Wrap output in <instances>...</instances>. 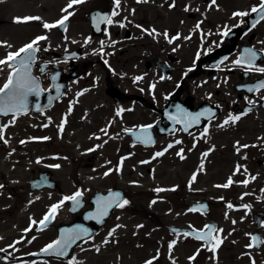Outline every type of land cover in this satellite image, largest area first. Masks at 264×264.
<instances>
[{
  "label": "flooded vegetation",
  "instance_id": "obj_1",
  "mask_svg": "<svg viewBox=\"0 0 264 264\" xmlns=\"http://www.w3.org/2000/svg\"><path fill=\"white\" fill-rule=\"evenodd\" d=\"M260 3L261 0H216L214 5L211 4V0H147V2L129 0L133 11L141 17L138 19L129 17L128 24L125 23L121 29H115L109 45L132 51L137 48L142 54L134 56L131 54L126 69L118 68L105 73L104 102L99 101L100 108L97 103L89 102L84 104L83 108L88 114H98L101 111L107 116L106 123L94 121V124H106L109 128L107 135L115 139L109 140L106 144L110 150L113 149L110 154L102 152L96 157L101 163V171L108 169L109 163H115L114 169L108 179H99V183L93 189L81 188L79 181L72 180V184H68L61 178H56L54 156L49 155L47 151L56 147L64 148L71 142L70 117L66 118V115L69 110H73L74 101L81 93L76 92L75 85L82 80L86 70V64L82 62L85 46L63 48V51L70 54L65 60L55 58L53 51L46 52L49 60L45 59V55L37 54L33 72L48 81V85L39 93L41 97H45L51 90L53 82L50 76L55 70L67 78H60L59 73L53 75L56 84H64V89L61 97L54 100L49 108L41 109L43 103L36 102L35 110L22 111L1 118L0 128L3 129L4 140L0 141V185H3L0 190H8V194L13 195L17 193V187H21V190L25 188L29 193L60 194L62 191L64 210L62 217L57 210L51 224L41 230H37V226L52 206L46 208L41 216L35 217L33 232L43 233L44 239L41 243L33 239L38 247L24 252L23 242L33 240L22 235V210L19 209L17 202L0 205V263L23 264V261L30 260L62 263L63 261L49 257H28L27 254L39 251L52 242L58 226L82 221L83 213L89 208L91 196L98 191L111 189L121 191L123 200H127L128 204L123 208L115 207L102 229L88 241L79 242L73 249V255L83 244L102 237L104 243L107 241L102 253H114L118 256V252H121L127 258H131L130 249L133 248V244L128 230L131 221L127 219L134 214V210L127 188L132 184L128 180L119 182V163L126 164L124 176L128 177L132 174L130 164L156 162L161 156L157 157L155 154L158 152L166 154V148L170 150L169 155L172 154L173 147L169 148L168 145H174V142L165 139L180 137L183 133L177 128L170 135L162 134L168 123L163 119L161 110L168 106L169 110L195 112L201 109L204 115H213L207 122H204L202 117V124L189 134V136L194 134L195 159L197 163L213 164L219 160L232 165L230 178L234 181L224 188L226 198L219 206L241 213V219L245 223L244 239L246 238L247 245L260 255V262L264 264V158L255 160L257 171L250 166V154L254 152L256 146L262 144L248 141L244 135L248 132L253 133L255 138L262 136L261 148L264 150V88L259 87L261 82H264V72L259 71L264 69V19H261L260 12L251 11L253 7L258 8ZM185 8L188 11H185ZM236 12L248 15L234 16ZM151 14L152 20L162 22L159 32L155 22L149 19ZM10 23L13 25L11 21ZM7 25L5 19L0 20V28ZM18 25L21 26V23ZM32 25L36 26L37 23ZM153 30L160 35L154 38L149 34ZM15 32L17 33L16 30ZM165 32L169 38L179 35V39L173 40L170 44L163 35ZM225 32L227 35H222ZM107 33L106 30L97 39L104 40ZM34 37L27 43L32 42ZM122 42L130 44L124 47ZM0 46L5 50L4 44ZM248 50L256 53L251 70L247 66ZM152 51L159 54L151 56ZM157 60H160L159 65L155 64ZM237 60L244 62L237 65ZM102 65L104 66V61ZM41 68L44 69L43 72ZM164 73L166 78L162 79ZM152 76L161 84L159 91H153L151 88ZM249 88L253 91H248ZM34 98L33 95L30 97L31 100ZM118 111L119 116L116 115ZM230 114L239 116L240 119L221 127ZM140 127L147 128L138 135L141 141L146 142H133L129 131ZM97 138L100 139L98 146L104 145L103 135ZM152 138L155 140L154 144L147 146L145 143ZM22 141L24 143H21ZM245 145L247 147H243ZM13 152L17 154L11 156ZM204 153L208 155L204 156ZM92 158L88 157L84 166L91 165ZM19 169L27 170L30 175L25 185L17 183L16 172ZM245 180L248 181L246 185L243 183ZM77 191L81 193L78 203L64 200ZM201 200L206 201V212H190L197 218L196 223L204 218V223L194 226L197 229H202L206 223L213 222L211 220H214L213 214L216 210L214 199L195 198L194 202ZM189 203H186V207ZM228 204L233 207L229 208ZM215 222V229L218 230V223ZM165 226L163 223L162 227ZM119 227L128 230V233L119 236ZM216 234L217 232H214L213 236ZM254 235H257L258 240H253ZM198 243L202 244L200 241ZM211 252L204 249L203 255Z\"/></svg>",
  "mask_w": 264,
  "mask_h": 264
},
{
  "label": "rangeland",
  "instance_id": "obj_2",
  "mask_svg": "<svg viewBox=\"0 0 264 264\" xmlns=\"http://www.w3.org/2000/svg\"><path fill=\"white\" fill-rule=\"evenodd\" d=\"M113 1L108 0L109 7L118 12V15H115L113 22L107 26L106 38L104 40L94 38L88 43L91 34L87 14L92 9L100 8L102 6L101 0H85L84 3L68 9L72 15L68 18L70 24L66 27L63 35H60L56 28L45 29L43 24L56 23L64 15H67L68 13L63 12L62 9L66 8L69 0H0V18L5 19L8 24L0 28V44H5V50L0 46V59H5L10 52L18 51L34 36L33 40L39 36L47 37L38 44L40 55H45L47 51L59 52L65 47L85 46L82 61L87 62V68L82 80L78 85H75L76 92L81 93L74 101L75 109L73 107V110H69L66 115V118L70 117L69 140L71 142L70 144L68 142L64 148L47 149L48 154L54 156L53 166L56 178L59 177L68 184H72V180L79 181V186L83 189H93L99 183V179H108L115 166V163H109L108 169L100 170L101 163L96 157L102 152L110 154L113 149L110 150L106 144L109 140L114 141L115 139L113 136L107 135L109 128L106 124H94V121L106 123L107 116H104L101 111L98 114L94 113L96 115L88 114L83 109L85 108L84 104L88 102L90 104L97 103L100 108L99 101L104 102L105 73L118 68L126 69L130 63L131 54L132 56L142 54L140 50L137 51V48L132 51L109 45L115 29L123 28L120 26L121 24H128L127 19L129 17L136 19L141 17L133 11L129 0H120L119 8L112 4ZM152 16V14L149 16L150 21H154ZM24 17H39L40 19L30 20L19 26L15 22L16 19ZM159 21H154L157 32L162 26V22ZM34 23L37 25H32ZM122 43L124 47L130 44V42ZM156 54L159 52L152 51L151 56ZM47 55L45 59L49 60ZM102 61H104V66ZM3 69L2 73L5 77L10 69L7 66ZM157 80L152 76L151 88L153 91L160 90L161 84ZM1 82L2 78H0V87ZM90 104L89 107H91ZM102 129H106L107 133L105 134ZM100 135H103L104 145L102 146H98L100 139L97 136ZM244 135L246 140L263 145L262 136L255 138L253 133L248 132H245ZM165 140L174 142L172 154L169 155L170 150L166 148V154L162 155L156 162H134L130 164L129 168L132 169L130 176H124L126 164L119 163V182L128 180L132 184L127 188L134 210V214L127 219L131 221L128 225L133 244V248L130 249L131 258H127L121 252H118V256L114 253H102L107 243H104V239L99 237L83 244L67 263H46L30 260L23 261V264H146V261L149 260L152 261V264H262L260 255L255 253L253 248L247 245L246 238L244 239L243 227L245 223L241 219V213L229 211L225 207L219 206L226 198L224 196L226 191L224 187L217 186L224 185V182L229 180L232 165L219 160L214 161L213 164L197 163L194 154V134L186 137L175 136ZM178 140L180 141L179 144L176 143ZM262 145L256 146L254 152L250 154V166L255 171L258 170L255 160L264 158ZM181 151L184 159L177 155ZM16 154L13 152L11 156ZM88 157H93L92 163L84 166ZM201 164H203L202 170ZM57 165L58 167H56ZM106 172L108 175H105ZM16 174H18L17 183L25 185L30 176L27 170L19 169ZM194 174L196 179L193 181ZM157 189H162V191H156ZM16 191L17 193L13 195L8 194V190H0V205L17 202L19 209L22 210V235L41 243L44 239L43 233L36 234L33 232L32 226L35 217L41 216L46 208L60 203L63 200L62 191L60 194L29 193L25 188L21 190V187H17ZM202 197L215 200L216 210L213 219L218 223L216 236L223 241L215 253L211 252L207 255H203L201 243H195L182 236H171L162 227L163 223H174L188 227L204 223V218L196 223L197 218L191 215L186 208L187 202ZM153 201L155 202L153 203ZM63 210L61 204L58 209L60 217H62ZM118 230L119 236L128 233V230L125 231L120 227ZM173 242L174 245L170 250L169 244ZM36 247L38 246L34 240L23 242L24 252ZM193 256L195 259L190 260L189 258Z\"/></svg>",
  "mask_w": 264,
  "mask_h": 264
},
{
  "label": "snow or ice",
  "instance_id": "obj_3",
  "mask_svg": "<svg viewBox=\"0 0 264 264\" xmlns=\"http://www.w3.org/2000/svg\"><path fill=\"white\" fill-rule=\"evenodd\" d=\"M84 2H85V0H69V3L66 6V8L62 9L63 12H67L68 14L64 15L56 23H52V24L44 23L43 27L45 29H52V28H56L58 26H64L65 22L68 20L69 16L72 15L71 12H68V9L73 8L74 5H79V4L84 3ZM137 2H141V0H137ZM143 2H147V0H143ZM215 3H216V0H211L212 5H214ZM114 5L116 8H119L120 0H114ZM185 11H188V9L185 8ZM251 11L253 13L260 12L262 14L261 19H264V0H261L259 8L253 7ZM115 15H118V12L113 11L112 16H115ZM233 15L242 17V16L248 15V13L236 12ZM39 19H40L39 17H24V18H17L15 22L25 23V22H28L30 20H39ZM112 22L113 21H112L111 17H108V16H97L96 17V23L97 24H99V23L111 24ZM120 26L124 27L123 24H121ZM197 28H199V24H197ZM149 34L153 35L154 38L156 35H160V33H155V30H153V32L149 33ZM163 35H164L165 39L168 40V43H170V44L173 42V40L179 39V35H177L176 37H172V38L168 37L167 32L163 33ZM222 35H227V33L226 32L222 33ZM45 39H47L46 36H39L35 40L30 42L29 44L20 48L18 51L8 53L5 59H0V66H7L9 69H11V71L8 74L7 81L3 84L2 87H0V115H7L9 112H12L13 114H15L16 111H18L24 107L26 98L29 94L38 92V90H39L38 81H36L34 78L30 77L29 69H30L31 63H33L35 60V53L39 50V48H38L39 42L43 41ZM102 47H103V44H102ZM247 56H248L247 66H248L249 70H251L252 61L256 58V53L252 52L251 50H248ZM242 62H244V61L243 60H237L236 64L239 65ZM105 63H107V62L105 61ZM0 70H2V69H0ZM41 71L43 72L44 69L41 68ZM259 71L264 72V69H259ZM52 79L55 80V76ZM162 79H163V77H162ZM259 87L264 88V82H261ZM248 91L251 92V91H253V89L249 88ZM17 98H19V103L15 102ZM217 107H219V106H217ZM116 115L119 116L120 112L118 111L116 113ZM200 115H204V114L201 113ZM199 118H200L199 116L191 117L190 120H191V122L195 123V122L199 121ZM172 119H175V117H173ZM239 119H240L239 116H232L230 114L229 118L223 122V125H221V127H223L224 125H227L229 123H235ZM176 122L180 123L181 121L177 120ZM60 130L61 131L63 130L62 125H61ZM185 130H187V125H185ZM102 131H104L105 134L107 133L106 129H102ZM206 134H207V130H205V135ZM45 139H47V138H45ZM137 139L139 140L140 137H137ZM3 140H4L3 129L0 128V141H3ZM4 142L7 143V141H4ZM141 142H146V141L142 140ZM21 143H24V142L22 141ZM176 143L179 144L180 141L178 140V141H176ZM168 147L171 148V147H173V145L170 144V145H168ZM243 147H247V145H245ZM238 151H239V149H238ZM163 154H164L163 152H158L155 154V156L158 157V156H162ZM177 155L180 156L181 159H184V156L182 155V151L180 153H177ZM203 155L207 156L208 153H204ZM37 162L39 163V161H37ZM56 167H58V165ZM200 168H201V170L203 169V164L200 165ZM237 171H239V167L237 168ZM105 175H108V173L106 172ZM195 179H196V177L194 174L192 177V180L194 181ZM232 183H233L232 179L229 178V180L226 184L221 185V186H217V187L227 188ZM243 183L246 185L248 183V181L245 180V181H243ZM0 187H3V185H0ZM156 191H162V189H157ZM80 196H81V193L79 191H77L73 196L65 197L64 200H72L73 202L78 203V198ZM154 202L155 201H153V203ZM62 203H63V201H61L60 203H58L56 205H53L51 207L49 213L46 214L45 217L39 223L41 225H43L46 222H48L52 218V216L55 215L56 211L60 208ZM127 204H128V201L127 200L121 201L120 196L117 193L114 196H112L109 201H107L101 205V207L99 209V215L100 216L106 215L108 208L111 207L112 205H115L116 207H119V208H123ZM228 207L232 208L233 206L231 204H228ZM33 223H35V222H33ZM206 228H207V226H206ZM80 231H83V230L74 231V233H69V234L65 235L62 239L56 240L55 242L47 245V247L44 249V252L51 254V255H55L57 257H62V256L67 255L68 249L71 247V245L73 243H75V241L77 239L80 238ZM214 232H218V230L215 228H208L207 231L200 232L194 237L195 239L201 240V241L205 242V244L210 245L208 250L212 251L213 253H215L216 249L223 242L218 236H215V237L213 236ZM110 235H111V233H110ZM183 235L185 237H187L190 235V233L185 232V233H183ZM213 240L215 241V243H212ZM253 240H258V238L253 237ZM105 243H107V241H105ZM173 245H174V242L172 244H169L170 250L173 247ZM189 259L190 260L195 259V256L190 257ZM146 264H152V261L151 260L146 261Z\"/></svg>",
  "mask_w": 264,
  "mask_h": 264
},
{
  "label": "water",
  "instance_id": "obj_4",
  "mask_svg": "<svg viewBox=\"0 0 264 264\" xmlns=\"http://www.w3.org/2000/svg\"><path fill=\"white\" fill-rule=\"evenodd\" d=\"M97 16H109V12L108 11L93 10L88 15L89 20H90V26H91L93 32L95 34H101L100 32L102 30V26L104 25V23L97 24L96 23V17ZM67 23H68V21L65 22V25ZM64 26H58L60 33H62ZM61 57H66V55L62 54ZM31 67H32V63H31L30 69H29V74H30L31 78H34V76L31 73ZM15 102L19 103V98H17ZM27 102H28V97L26 98L25 104ZM10 113H12V112H9L8 114H10ZM168 117L172 120V122H173V120H179V121H181L180 123H183V122L186 123L188 120H190L191 117H194V112H191V114H187L185 112H182V113L175 112V113H170V115H168ZM173 117H175V119H172ZM173 124L175 126L174 122H173ZM189 124H190L189 125L190 126L189 130H192L195 125L191 121L189 122ZM137 132L138 131H135V132H132V133H137ZM185 132H188V131H185ZM115 194H117L115 191H113V192L109 191V192L95 194L91 198V207L84 214V220H85L86 223L58 227L57 232H56V238H55V240L53 242H55L56 240L62 239L65 235H67L69 233H74V231L83 230V231H80V238L77 239L75 241V243H73L71 245V247L68 249L67 255L62 256V257H57L55 255H51V254L45 253L44 249L47 246H45L42 250H40L38 253H35L34 255L35 256H49V257H52V258H55V259L66 260L68 258V256L70 255L73 246L78 241L86 240V239L90 238L92 235H94L101 228V226L103 224V221L101 220V216L99 215V209H100V207H101V205L103 203L107 202V198L108 197L111 198ZM113 207H114V205L109 207L108 210H110ZM189 209L194 210V203L189 206ZM108 210H107V213H108ZM51 219L48 222H46L45 224H43V225L40 224L39 228H42L43 226L48 225L49 222L51 221ZM208 228H213V225L209 224L207 229L204 230V231H207ZM168 229L171 232H176V233L188 232V233H190L189 236L192 237V238H194L198 233L203 232V231H197V230H194V229L191 230V229H187V228H182V227H178V226H168ZM53 242H51V243H53ZM207 246L208 245L206 244V247Z\"/></svg>",
  "mask_w": 264,
  "mask_h": 264
}]
</instances>
